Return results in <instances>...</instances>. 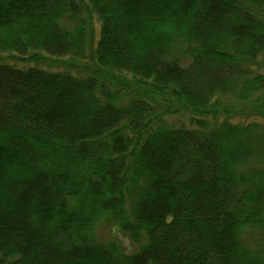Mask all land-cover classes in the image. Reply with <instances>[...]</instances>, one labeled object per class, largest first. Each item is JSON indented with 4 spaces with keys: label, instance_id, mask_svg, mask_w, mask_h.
Listing matches in <instances>:
<instances>
[{
    "label": "trees",
    "instance_id": "16d2710c",
    "mask_svg": "<svg viewBox=\"0 0 264 264\" xmlns=\"http://www.w3.org/2000/svg\"><path fill=\"white\" fill-rule=\"evenodd\" d=\"M263 50L264 0H0V264H264Z\"/></svg>",
    "mask_w": 264,
    "mask_h": 264
},
{
    "label": "rangeland",
    "instance_id": "374dc122",
    "mask_svg": "<svg viewBox=\"0 0 264 264\" xmlns=\"http://www.w3.org/2000/svg\"><path fill=\"white\" fill-rule=\"evenodd\" d=\"M61 23L64 28L68 26H72L71 24L67 23V20L64 19L61 21ZM184 43L172 48H175L174 51L180 56L183 62H188L189 60H191L193 53L190 52L191 45L187 46ZM257 57L258 60L256 58L255 62L259 61L258 65L257 64L252 65L253 66L252 68L254 71L264 72V50L260 54H258ZM168 121L179 125L180 124H184L186 126L191 125L188 116L185 117L172 116L168 118ZM254 166H255L254 162L239 163L238 169L242 172L243 171L248 172L250 168H253ZM93 229L96 237L101 241H106L109 240L110 238H114L113 236L115 235L116 237H118L119 241H121L125 246H127V248L130 246V248H128L129 251H132L136 246V244H134L131 241L130 237L127 234L123 233L122 231L114 232L112 229V225L108 224V222L103 219L97 221ZM243 242L247 244L248 249L251 252L256 253L260 259L264 260V230L263 229L252 228V227L248 228L246 230V233L244 234Z\"/></svg>",
    "mask_w": 264,
    "mask_h": 264
}]
</instances>
